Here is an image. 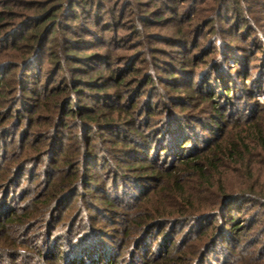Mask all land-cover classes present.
Instances as JSON below:
<instances>
[{"label":"rangeland","instance_id":"obj_1","mask_svg":"<svg viewBox=\"0 0 264 264\" xmlns=\"http://www.w3.org/2000/svg\"><path fill=\"white\" fill-rule=\"evenodd\" d=\"M8 8L18 14L16 37L58 9L44 31L64 23L75 53L96 52L99 60L69 54L57 72L60 62L52 63L50 50L67 41L57 32L49 36L40 77L31 84L38 88L35 101L29 109L18 101L12 113L20 112L22 122L11 117L1 128L0 209L7 228L0 243L12 249V235L26 254L1 256L0 264H85L98 243L90 264L165 258L170 264H264V147L253 140L255 128H264V0H0V10ZM11 42L0 39V62L8 60L5 73L12 67L13 76L19 66L7 53ZM101 70L104 77L90 81ZM111 70L113 80L107 79ZM76 78L73 103L116 109L124 124L114 131L73 122L62 130L66 153L85 147L94 155L56 166L55 139L47 151L37 149L57 137L59 124L57 110L41 100ZM126 111L134 113L128 122ZM5 118L4 112L0 125ZM82 131L87 136L79 142ZM178 132L190 138L181 141V153L171 146ZM231 142L241 146V156L220 153L210 167L208 152ZM191 158L206 161L204 171L189 170ZM72 174L76 182L61 187ZM26 212L30 218H11ZM70 241L83 245L81 256H69Z\"/></svg>","mask_w":264,"mask_h":264},{"label":"trees","instance_id":"obj_2","mask_svg":"<svg viewBox=\"0 0 264 264\" xmlns=\"http://www.w3.org/2000/svg\"><path fill=\"white\" fill-rule=\"evenodd\" d=\"M86 1V0H85ZM198 1V0H197ZM91 2V1H90ZM73 5V3H72ZM75 5V3H74ZM58 9H54L52 13V15L55 14V12ZM73 10V9H72ZM12 12V13H10ZM38 15L43 16L46 13V8H41L40 11H38ZM68 14V13H67ZM72 14V13H71ZM70 14V15H71ZM36 15V14H35ZM46 17L45 19H41L37 22V24H39V27L34 29L32 32L27 33L24 36H19L16 37L18 34V31H14V25L16 23L15 19L17 18L18 14H16V12H13L12 9H7L5 10H0V39H3L4 41H9L11 42V40H13L11 43V48H9L10 50L7 51V53L11 56V59L15 60H11V63L17 64L16 66H19V72L15 75L12 76V67L9 68V72L5 71L7 70V68L5 67L8 60L2 61L0 62V120L3 117V113H6V118L2 120V123L0 125V131L2 130V126H4V124H7L6 122L9 121L11 119V117H15V122H19L23 119H21L20 117H22V114L20 112H15L12 113L13 110H16V104L18 101L22 103H24V107L28 108V106H31V103H33L35 100V98L33 97V94L36 92H38V88L37 87H33L31 84L33 82H35L36 80H38L37 78L40 77V73L42 71V67H39L38 61L40 62L42 59H44L47 50V46L50 45L52 42L50 41V37L53 34H59L61 35L60 40L63 41H67V43L65 45L62 46V48L57 50H50V54L53 57V61L54 62H60L59 63V67L57 72H59V70H62L63 68V63H62V59H64L66 56H68L69 54H71L72 56H74L75 58H78L86 63H90L93 62L94 58H98V55L96 54V52H92L90 54L87 55H82L83 57H79V54H76L75 52L77 51V43H73L71 41L70 38L66 37V27L64 25V23H60L58 24V20H56V24H54L52 27H49L48 30L44 31V26L46 21H48L51 16ZM69 16V15H68ZM72 16V15H71ZM52 20V19H51ZM70 27V26H67ZM83 28V27H82ZM61 29V31H60ZM44 31V32H43ZM65 32V33H64ZM76 33L79 32V30H75ZM82 39V37H81ZM66 50V52H65ZM78 50H84L83 48L78 49ZM70 52V53H69ZM96 60V59H95ZM99 60V58H98ZM38 64V67H37ZM21 68V69H20ZM37 68V69H36ZM67 68V67H66ZM68 70L70 69L69 67L67 68ZM46 72L48 75L49 71ZM104 71H100V73H98L97 75H92L94 76V79H90V81H96L97 79H101L104 77L103 74ZM83 73V72H82ZM11 74V75H10ZM85 74V73H84ZM89 74V73H88ZM39 76V77H38ZM59 75H56V79ZM90 76V77H92ZM115 72H113L112 70L110 71V75L109 77H107V79L109 80H113L115 78ZM35 80V81H34ZM119 85H122V82L120 80H116ZM78 78L71 80L70 83H64V84H59L58 86H56L53 90V92L51 93L50 96L45 97V99L41 100L42 102V107L46 106V108L48 110H57L58 114H59V124L57 127V137L56 138H50L49 142H47L44 146H40L37 149L41 150L43 148H46L45 151L48 150L51 141L53 139H55L54 143H53V147L51 149V154L53 155V162L56 163V166L59 165L60 163H67V165L71 164L74 162V158L78 157L81 163L82 160L81 158L84 155H88L89 157L94 155L91 151V149L89 150V148H83V149H79V150H75V152H73V155H71L70 153L67 154L65 151V144L62 138V130L65 127H70L71 124L73 122H79L81 124L83 123H94L95 125L98 124H102L106 127H108L109 129H112L115 131L114 128L122 126V122H120V119L118 121V117L122 116V113H118L117 116L116 112L117 110L114 109L112 111H110L109 109L105 112H99L96 108L93 110H84L79 103H73L75 102V94H77V92H79V87H78ZM117 86V85H116ZM229 89L227 91V93H229ZM14 95H17L18 98L16 99V97H14ZM228 97H231V95H227ZM64 97L66 99V101H64ZM213 98H211L212 100ZM13 101L15 103H13V105H10V107L8 108V104ZM64 101V102H62ZM61 108V110H60ZM29 109V108H28ZM129 115H131V118L126 120L125 122H128L132 119V117L134 118V113L131 111H126ZM72 116L74 117H79L78 121H72L69 120L68 118H71ZM51 119H49L50 122ZM179 126H174L175 128H178ZM61 128V129H60ZM249 130V129H248ZM251 130V129H250ZM83 133L81 135H77V138H79V142H83V138L85 139L87 136V131H82ZM172 132V131H171ZM255 132V138L253 137V140L257 141V142H261L263 147H264V128L262 127H258L255 128L254 130ZM61 134V138L58 137ZM187 133H182V132H178V137L176 138V140H174V142L171 143V146H176L175 149H178V151L180 150L179 153L183 152L182 150L184 148H181V141L182 140H186L185 141V145L188 144L190 140V138L188 136H186ZM166 136L169 135L170 136V132H167L165 134ZM28 137V136H27ZM76 138V136H75ZM168 138V136H167ZM173 138V137H172ZM247 139V138H246ZM250 139V138H249ZM244 140L245 138L242 140L243 144H244ZM77 141V142H78ZM165 143V142H164ZM180 145H178V144ZM23 144H26V142L24 141ZM90 145V143L88 144V146ZM57 146V147H56ZM227 147L222 148V144H217L214 149H212V152H208L210 153L209 155L206 156V158L211 157L210 159H208L210 167L214 166L215 164V160L218 158L219 159V154L222 153L224 154L226 157L229 155L231 157H234L236 155H239V157L241 156V146L234 143H229L226 145ZM194 147V146H193ZM245 147H247V145L245 144ZM60 150V155L56 156V151L58 152ZM6 153H8V149L5 150ZM56 156V157H55ZM75 156V157H74ZM196 158H191L189 160H187L185 162V165L188 166L189 170H193V172H198V171H204L205 167H203V163H206V161H202V162H198V160H195ZM80 163H78L79 165ZM193 164V168L190 167V165ZM75 168H78L77 166H75ZM73 175L70 177V180H68L67 182H62L61 183V187L64 186V184H74L76 181L73 178ZM1 208V207H0ZM3 213H5V209H0V230H2V232L0 234L6 233V231H4L5 228H7L6 223L3 222L2 218H3ZM160 214V215H159ZM156 214V215H152V217L149 220L155 219L156 216H161V213ZM31 214H28L27 212L23 215H14L11 218L15 219H25V218H30ZM2 216V217H1ZM147 220V219H146ZM29 221V220H28ZM146 222V221H145ZM234 223V222H233ZM148 223H146L147 225ZM152 225V222H150L148 224V226ZM239 228V225H236V229ZM13 236L10 235L9 239L11 240L10 243H12V249H9V247L4 248L6 245H2L0 243V257L1 256H5L7 257L9 260H12L14 258L15 255L17 256H24L26 254L24 248L19 247V245L16 244V242L13 240ZM46 241V240H45ZM97 241V240H96ZM95 241V242H96ZM54 242H56L55 240L49 241V246L53 247L54 246ZM71 243V244H70ZM91 243V241H90ZM79 246V247H78ZM86 246V245H85ZM101 244H97V247L94 248L95 252L92 255L91 251L88 250L86 253H88V256L86 258H88V261L85 264H90V262L93 260V258H95L98 253H100L99 248L101 247ZM45 247H47V245H45ZM83 245L81 244H77V243H73V242H69V246H68V251L69 252V256L70 257H79L81 256V254L78 253L81 252V250L83 249ZM90 248V246H89ZM98 248V249H97ZM97 249V250H96ZM15 253V255H14ZM29 255V254H28ZM99 256V255H98ZM98 256L96 258H98ZM11 258V259H10ZM170 262H172V260L170 258H165L163 259L162 263L160 264H170ZM82 262L77 259V264H81ZM176 264V263H174ZM180 264V263H179Z\"/></svg>","mask_w":264,"mask_h":264}]
</instances>
